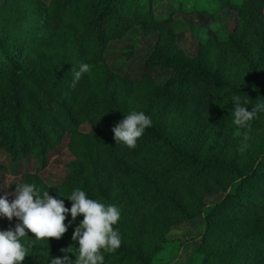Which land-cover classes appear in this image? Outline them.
<instances>
[{"label":"trees","instance_id":"16d2710c","mask_svg":"<svg viewBox=\"0 0 264 264\" xmlns=\"http://www.w3.org/2000/svg\"><path fill=\"white\" fill-rule=\"evenodd\" d=\"M155 1L37 0L14 12L1 7L11 21L0 29V153L14 163L34 159L36 168L24 172L22 182L48 190L65 207L71 206L66 196L77 188L105 204L123 191L115 200L121 217L114 225L122 243L114 253L101 250L104 264H153L165 232L198 215L205 229L191 264H264V111L207 154L201 145L167 134L170 120L198 114L217 128L239 129L233 96L248 111L264 104L257 77L264 63V0H158L177 1L179 10L189 5L192 13L236 15L231 33L201 43L192 57L178 45L183 31L175 29L173 15H155ZM137 26L158 36L156 47L140 74L120 73L110 67L106 50ZM253 52L260 57L248 60L252 77L231 83L229 72ZM81 62L90 70L73 86ZM164 72L169 73L159 82ZM132 111L145 112L152 126L129 150L116 144L112 127ZM245 135L248 147L241 151ZM65 138L74 159L62 182L48 184L41 172ZM160 150L157 175L139 159ZM0 170H6L1 162ZM217 194L221 198L207 201ZM70 219L66 214L65 223ZM82 219L78 214L59 239L48 242L29 231L21 238L28 248L22 264H39L32 263L38 256L62 258L65 247L75 254L72 232ZM17 222L5 217L0 230Z\"/></svg>","mask_w":264,"mask_h":264},{"label":"rangeland","instance_id":"374dc122","mask_svg":"<svg viewBox=\"0 0 264 264\" xmlns=\"http://www.w3.org/2000/svg\"><path fill=\"white\" fill-rule=\"evenodd\" d=\"M43 2L46 3L48 0H42ZM29 3L34 5L37 0H0V8L5 7L14 12ZM153 8L155 15L159 18L168 14L173 15L175 29L183 31V39L178 45L190 57L198 53L201 43L208 42L210 45V43L224 39L227 34L232 32L236 22V15L233 12L224 11L216 15L192 13L189 5H185L183 10H179L177 1L156 0ZM4 10L0 13V29L5 21H11V15ZM157 40L156 34H146L141 26L134 27L122 38L110 42L106 50L107 61L111 68L120 73L129 72L138 75L143 69L147 56L155 49ZM259 57L258 52L250 53L248 59L243 60L241 65L234 67L229 72L227 76L229 81L238 85L245 83L252 77L249 73L248 60L255 63ZM261 65H263V69H260L257 77L264 89V63L261 62ZM168 73L161 74L158 81H163ZM170 123L168 135L179 143L199 144L206 154L213 152L231 133L235 136L242 130V128L236 129L235 126L217 128L199 114L191 115L190 118L170 120ZM83 130H88V127H83ZM261 130L264 133V126ZM263 140L259 139V142ZM161 154L162 150L146 153L139 159V162L147 170L154 171L158 175L162 162ZM73 159L74 157L67 148V138H65L63 143L49 155L48 167L41 172L42 178L48 184L62 182L68 173L67 164ZM0 162L6 168V170H0V195L7 194V198L11 201L14 198L15 184L23 183L22 174L26 171H33L37 164L34 159L14 163L5 153H0ZM121 192H123L121 189L117 190L111 204H115V200ZM221 196V194H217L208 198L207 201H216ZM134 202L137 204L134 206L144 213V207L137 201ZM4 219V216H0V227ZM204 229L203 217L199 215L171 227L164 234L153 264H191V256L202 241ZM32 263L50 264V261L38 256L33 258Z\"/></svg>","mask_w":264,"mask_h":264},{"label":"clouds","instance_id":"9594fccd","mask_svg":"<svg viewBox=\"0 0 264 264\" xmlns=\"http://www.w3.org/2000/svg\"><path fill=\"white\" fill-rule=\"evenodd\" d=\"M89 70V64L81 62L74 71L73 86ZM231 100L235 105L233 123L239 128L249 127V122L255 119L257 112L264 111V104L248 111L246 104L241 106L239 96H233ZM151 126L152 119L145 112L132 111L112 127L113 138L116 144L131 150L136 148L138 139ZM247 140L248 136L245 135L241 151L247 149ZM15 185L11 201L7 194L0 195V216L9 221L15 217L18 221L14 228L0 230V264H22L28 255V248L21 238L29 236V231L37 240L48 242L49 237L59 239L78 214H82L83 219L72 232V240L78 245L75 254L69 247L61 248L63 257L51 258L50 264H104L105 256L101 250L114 253L120 248L121 234L114 228L121 217L117 205L92 199L84 190L77 188L66 196L71 206L65 207L64 200L53 197L48 190L41 192L32 183ZM69 213L71 219L66 224V214ZM68 253H72L75 259H70Z\"/></svg>","mask_w":264,"mask_h":264}]
</instances>
